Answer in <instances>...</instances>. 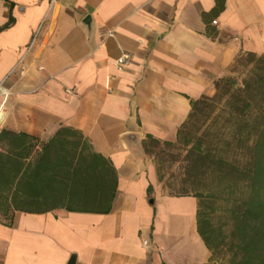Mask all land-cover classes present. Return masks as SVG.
<instances>
[{"label": "crops", "instance_id": "crops-1", "mask_svg": "<svg viewBox=\"0 0 264 264\" xmlns=\"http://www.w3.org/2000/svg\"><path fill=\"white\" fill-rule=\"evenodd\" d=\"M246 54L264 55V0H0V264H216L196 198L166 194L146 151ZM93 156L115 173L108 213L67 188Z\"/></svg>", "mask_w": 264, "mask_h": 264}, {"label": "trees", "instance_id": "trees-1", "mask_svg": "<svg viewBox=\"0 0 264 264\" xmlns=\"http://www.w3.org/2000/svg\"><path fill=\"white\" fill-rule=\"evenodd\" d=\"M11 23L10 18L4 28ZM230 72L231 76L214 82L212 97L191 102V112L176 143L186 149L184 160L188 173L195 178L194 184L203 183L209 175L224 182V207L219 222L214 219L216 195L196 192L193 196L197 199V231L212 256L227 254L224 264H264V55L240 56ZM194 128L201 131L195 141ZM63 132L43 147L46 156H53L54 174L59 171L61 151L56 145L61 143ZM93 158L94 167L92 162L77 167L68 163L67 188L69 194L78 189L99 188L101 197L96 211L108 213L115 192V173L103 158ZM59 185L53 184L52 201L58 199L55 195L60 191ZM10 208L19 209L13 199Z\"/></svg>", "mask_w": 264, "mask_h": 264}, {"label": "rangeland", "instance_id": "rangeland-1", "mask_svg": "<svg viewBox=\"0 0 264 264\" xmlns=\"http://www.w3.org/2000/svg\"><path fill=\"white\" fill-rule=\"evenodd\" d=\"M231 68L228 76H231ZM227 76V77H228ZM239 80L241 76L235 75ZM199 125H196V128ZM194 128L193 139L194 141L200 136V132L206 128L203 127L200 132ZM186 149L175 143L172 146H165L163 144H151L150 148L146 151V154L152 159L156 166L158 179L164 192L172 196H194L196 192H200L203 195L215 194L217 197V211L214 217L215 222H219V216L223 215L224 204L222 199L225 195L223 193L224 182L218 180L214 175H209L205 178L203 183L194 184L195 178L188 173L186 162L184 160ZM202 184V185H201ZM197 200V199H196ZM225 221V220H224ZM223 221V223H224ZM228 229L227 226H225ZM216 264H224L227 258V254H219L213 256Z\"/></svg>", "mask_w": 264, "mask_h": 264}, {"label": "built area", "instance_id": "built-area-1", "mask_svg": "<svg viewBox=\"0 0 264 264\" xmlns=\"http://www.w3.org/2000/svg\"><path fill=\"white\" fill-rule=\"evenodd\" d=\"M57 0H48V3L50 6L54 5L56 3ZM215 24V22L213 23ZM130 62V57L128 55H123L121 56V58H119L116 62V66L118 69H122L124 67H126ZM67 94H71L70 91H66Z\"/></svg>", "mask_w": 264, "mask_h": 264}, {"label": "water", "instance_id": "water-1", "mask_svg": "<svg viewBox=\"0 0 264 264\" xmlns=\"http://www.w3.org/2000/svg\"><path fill=\"white\" fill-rule=\"evenodd\" d=\"M88 22H89V18L87 17V18L85 19L84 23H88ZM69 264H74V261L71 260Z\"/></svg>", "mask_w": 264, "mask_h": 264}]
</instances>
